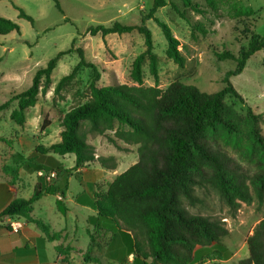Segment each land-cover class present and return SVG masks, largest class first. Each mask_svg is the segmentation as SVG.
Segmentation results:
<instances>
[{
  "label": "trees",
  "instance_id": "trees-1",
  "mask_svg": "<svg viewBox=\"0 0 264 264\" xmlns=\"http://www.w3.org/2000/svg\"><path fill=\"white\" fill-rule=\"evenodd\" d=\"M181 1L185 7L201 12L192 0ZM205 1L210 7L216 5V0ZM234 1L241 3V0ZM55 5L60 9L57 0ZM164 5V0H153L147 17H152L154 11ZM246 10L251 12L249 8ZM20 15L32 20L22 10ZM144 18L140 24L113 21L110 25L88 27V33H99L102 37L132 31L143 35L145 48L135 56L130 69V76L136 85L118 81L98 85L100 75L94 69L89 84L90 98L71 106L62 115L59 141L48 146L38 144L33 153H71L74 155L75 168L97 160L102 167L114 169V157L96 156L94 147L86 140V134L92 132L103 135L107 130H113V137L107 136L109 141L116 143L117 138L125 143L136 144L137 161L108 183L101 202L95 203V218L111 222L106 228L110 232L120 229L132 235L133 262L148 255L152 257L153 264H190L199 257V251L209 250L213 246L215 250L221 248L222 238L228 234L222 217L188 210L187 206L204 203L198 189H212L231 212H236L241 202L250 203L253 199L264 202V134L259 124L262 115L248 106L246 114L241 116L224 102L227 92L242 99L232 86L230 77L242 72L246 61L264 48V35L251 33L247 46L237 54L230 51L216 54L219 60L232 59L236 62L235 68L226 71L223 77L225 86L220 90L208 93L180 81H173L163 89L158 86L157 55L153 52L152 34L144 24ZM154 20L166 39L167 56L183 66L184 57L178 49L179 40L165 22L157 18ZM12 30L19 31L18 25L12 19L0 15V35ZM75 50L80 59L73 71L80 65H90L85 61L83 49L77 47ZM72 51V47L61 51L49 59L44 67L38 68L31 84L0 103V111L16 99L17 105L10 117L16 124L23 125L25 111L35 105L39 93L50 85L51 73L58 58ZM145 59L148 60L154 85H143ZM70 75H63L58 80L55 91L61 88ZM48 124L46 116L41 127L45 128ZM85 125H88L87 129L82 128ZM218 140L233 148L240 159L215 146L214 142ZM28 158L31 160V156ZM242 161L254 162L257 171L253 174L244 172ZM39 167L37 170H41ZM69 172L66 169L65 174H57L52 182L39 175L32 194L10 201L0 217H22L40 224V221L31 217L33 203L44 195L58 194L63 198L68 189L66 173ZM63 204L61 199L56 200L57 209L66 213L67 207ZM118 218L124 221L125 227H120ZM45 231L51 239L60 236V232ZM138 235L144 238L148 254L142 252ZM89 237L90 250L94 236L89 232ZM246 243L249 256L241 260L240 264H264V214ZM230 254L225 251L217 257L226 258ZM209 255L205 253L199 258Z\"/></svg>",
  "mask_w": 264,
  "mask_h": 264
},
{
  "label": "rangeland",
  "instance_id": "rangeland-1",
  "mask_svg": "<svg viewBox=\"0 0 264 264\" xmlns=\"http://www.w3.org/2000/svg\"><path fill=\"white\" fill-rule=\"evenodd\" d=\"M0 0V15L12 19L19 31L12 30L0 35V103L8 100L14 94L25 90L30 84L35 71L44 67L49 59L61 51L73 48L74 51L65 53L58 58L57 65L51 73V83L46 90L41 91L35 105L25 111V123L16 124L10 117L16 108L17 100L10 101L9 106L0 112V135L13 138L20 132L28 137H35L43 145L57 142L60 139V119L73 105L83 103L90 98L89 84L93 78L94 69L99 72L98 85H109L115 81L136 85L130 76L131 63L135 56L145 48L143 35L137 31L130 33H111L102 37L99 33L91 35L87 32L89 26L98 24L110 25L113 21L124 24H144L150 29L153 40V52L157 55L158 86L166 88L173 81L195 85L200 91L215 92L225 86L223 77L226 71L235 68L232 59L219 60L217 53L230 51L237 54L247 46L251 33L264 35V0H216L215 7L207 5L205 0H192L201 12L185 7L181 0H164L165 5L158 7L152 17H147L152 8L153 0ZM249 8L251 12H247ZM20 10L29 15V20L20 15ZM182 13V15H181ZM154 18L165 22L172 34L179 40L178 49L184 57L183 66H179L166 54L167 42L161 28ZM205 30V31H202ZM74 43L72 44V42ZM77 47L83 49L85 61L90 65H80ZM143 85H154L153 75L149 71L148 60L143 63ZM71 74L58 91L55 86L63 76ZM230 81L242 99L227 92L224 102L237 114L244 116L250 106L255 113H260L259 122L264 134V48L255 52L245 63L237 75L231 76ZM47 116L48 125L41 127ZM88 125L82 127L87 129ZM113 137V130H107L100 135L89 132L86 140L94 147L96 156L114 157L116 167L107 169L97 160L84 164L81 170L74 167V155L67 153L56 158L68 166L71 175L66 191V203L74 204V199H86L79 204H95L101 202L107 185L114 177L125 170L138 159L137 145L125 143L115 138L116 143L108 140ZM214 145L228 155L240 159L239 154L230 146L215 141ZM53 154V153H51ZM31 162H37L31 160ZM45 165H50L49 160ZM46 178L50 171L65 174L62 167L43 168ZM242 170L249 174L257 171L254 162L242 161ZM32 171L31 178L35 177ZM28 176L22 179L20 197H28L32 193V180ZM57 181V180H56ZM204 198V203L194 207L187 206L192 213L208 214L222 217L229 235L222 238L227 247L238 255L222 264H237L238 259L244 260L249 256L247 245L241 247V238L255 227L264 214V202L253 199L250 203H240L236 212H231L220 197L212 190H197ZM38 204H55L51 195L46 196ZM42 218L55 221L60 213L55 208H36ZM91 213L90 210H84ZM84 213V214H85ZM120 227L124 221L118 218ZM111 223V222H108ZM83 234L84 228L80 225ZM100 220L91 222L88 233L93 234L92 247H99ZM127 227V226H126ZM135 229V228H134ZM110 240L114 232L105 230ZM119 233L126 234L118 230ZM130 234V233H129ZM142 252L148 254L146 242L142 236H137ZM103 241V239H102ZM104 242V241H103ZM133 252V251H132ZM246 257V258H244ZM134 252L125 257L121 263L133 264ZM140 258V257H139ZM244 258V259H243ZM147 263L153 264L152 257L146 258ZM117 262H112L115 264ZM190 264H200L199 261ZM216 264V262L214 263ZM240 264V263H239Z\"/></svg>",
  "mask_w": 264,
  "mask_h": 264
},
{
  "label": "crops",
  "instance_id": "crops-1",
  "mask_svg": "<svg viewBox=\"0 0 264 264\" xmlns=\"http://www.w3.org/2000/svg\"><path fill=\"white\" fill-rule=\"evenodd\" d=\"M38 144L40 143L36 141L35 137H28L21 132L11 139L0 135V214L13 199L27 198L19 196L21 190L19 183L26 176L31 178L32 171L36 173L35 177L31 178L34 187L45 166H50V169L62 167L64 170L69 168L56 158L55 155L59 154H51L52 152L45 155L33 153L35 146ZM64 155H60L61 158ZM28 156H31L32 161L36 160L37 162H31ZM48 160L50 165H45ZM38 166H41L39 167L41 170H37ZM81 169L82 167H78L77 171ZM70 178L71 175H67L68 181ZM46 196L48 195L42 196L32 205L31 217L40 221V224L35 221H27L21 217L18 218L20 230L12 232L6 225V216L0 217V264H111L114 261L117 262L115 264H120L125 257L133 254L132 235L119 233L118 230H115L110 240H108L105 232L108 221L105 219L100 220L99 247H92L89 250L90 237L88 229L91 222L96 219L95 204H79L78 202L84 203L83 200L86 199H78V197L74 199V204L66 203V194L63 198L58 194H52L55 204H38ZM58 199H61L63 205L67 207L66 213H61L57 209L56 200ZM46 206L55 208L60 213L57 220L44 219L39 213L35 212L36 208L41 210L45 209ZM84 210H90L91 213L87 214ZM81 220L84 221V224L80 225H83L85 234L78 229ZM45 229L49 232H60V236L51 239L47 236ZM252 231L253 227L245 232L241 238V247L247 245L246 239ZM227 235H229V230ZM221 244L222 247L216 248V250L213 246L209 250L199 251V257L204 256L205 253L210 255L203 257V259L197 257L193 261L195 263L199 261L200 264H214L215 262L216 264H222L238 255L239 249L235 248L234 251H230L231 254L228 257L218 258L217 255L224 253V249L227 247L225 240L221 241ZM240 261L241 259H238L237 264ZM133 264L149 263L146 259L140 257Z\"/></svg>",
  "mask_w": 264,
  "mask_h": 264
},
{
  "label": "built area",
  "instance_id": "built-area-1",
  "mask_svg": "<svg viewBox=\"0 0 264 264\" xmlns=\"http://www.w3.org/2000/svg\"><path fill=\"white\" fill-rule=\"evenodd\" d=\"M43 175V173H40L39 175ZM45 175V174H44ZM43 175V176H44ZM52 177H56V173L55 171H50L46 178L47 180L48 179H51ZM6 225L9 227V229L12 231V232H18L20 230V222L18 219L16 218H11L9 216H6Z\"/></svg>",
  "mask_w": 264,
  "mask_h": 264
}]
</instances>
